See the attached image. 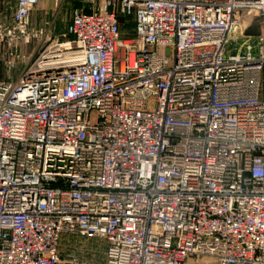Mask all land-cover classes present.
<instances>
[{
	"label": "built area",
	"instance_id": "built-area-1",
	"mask_svg": "<svg viewBox=\"0 0 264 264\" xmlns=\"http://www.w3.org/2000/svg\"><path fill=\"white\" fill-rule=\"evenodd\" d=\"M39 1L0 0V264H264V0H79L52 35Z\"/></svg>",
	"mask_w": 264,
	"mask_h": 264
},
{
	"label": "rangeland",
	"instance_id": "rangeland-1",
	"mask_svg": "<svg viewBox=\"0 0 264 264\" xmlns=\"http://www.w3.org/2000/svg\"><path fill=\"white\" fill-rule=\"evenodd\" d=\"M42 0L34 8L31 15V20L33 25H41L50 27L60 33L61 28L65 25L69 19L71 12V3L68 0L62 1L58 6H55V0H51V3L47 7L42 8ZM68 8V9H67ZM242 24L237 32V36L242 39L253 38L255 36L264 37V14L257 13L249 8H243L240 11ZM31 24V26H33ZM34 27V26H33ZM47 28V27H46ZM43 41V40H42ZM42 41L32 38L28 44L18 45L16 47V52L25 56L34 57L39 50V45ZM14 49L13 46H11ZM10 47L2 46L0 47V80L6 78V75L10 73L12 77H16L17 73L23 67V64L17 65L11 72L8 71L5 65L6 53L11 51ZM14 79V78H13ZM90 121H94V114L90 116ZM188 264H218L217 260L210 256L194 255L188 260Z\"/></svg>",
	"mask_w": 264,
	"mask_h": 264
},
{
	"label": "crops",
	"instance_id": "crops-1",
	"mask_svg": "<svg viewBox=\"0 0 264 264\" xmlns=\"http://www.w3.org/2000/svg\"><path fill=\"white\" fill-rule=\"evenodd\" d=\"M70 1L71 3V10L73 8H79V6L81 5L80 1L79 0H68V2ZM40 2V1H39ZM49 3H51V0H42V8H45L47 7V5H49ZM56 6V5H55ZM68 9V8H67ZM71 13V12H70ZM32 15V14H31ZM70 17V16H69ZM32 18V17H31ZM31 20V19H30ZM69 19L67 20V22L65 23V25L61 28V31L60 33H62L64 30H65V27H66V24L68 23ZM32 22V20H31ZM32 24V23H31ZM33 25V24H32ZM34 27H41V25H33ZM43 26L47 27L48 28V32L49 34H60V33H57V31H55L54 29H51L50 27L46 26V24H44Z\"/></svg>",
	"mask_w": 264,
	"mask_h": 264
}]
</instances>
